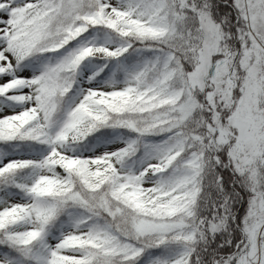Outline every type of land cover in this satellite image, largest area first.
<instances>
[{
  "label": "snow or ice",
  "instance_id": "1",
  "mask_svg": "<svg viewBox=\"0 0 264 264\" xmlns=\"http://www.w3.org/2000/svg\"><path fill=\"white\" fill-rule=\"evenodd\" d=\"M0 264H264V0H0Z\"/></svg>",
  "mask_w": 264,
  "mask_h": 264
}]
</instances>
